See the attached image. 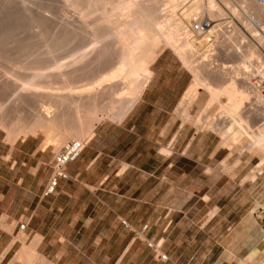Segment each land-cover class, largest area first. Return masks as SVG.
I'll list each match as a JSON object with an SVG mask.
<instances>
[{"label":"bare ground","instance_id":"bare-ground-1","mask_svg":"<svg viewBox=\"0 0 264 264\" xmlns=\"http://www.w3.org/2000/svg\"><path fill=\"white\" fill-rule=\"evenodd\" d=\"M47 1H43L44 8H49L50 4V6L53 5L51 1V3ZM176 1H168L170 8L168 6L167 8L170 14L166 13L167 16L164 14L165 18L158 12L162 9L160 8L163 4L161 0H64L63 3L66 5L57 1L58 4H62V7L63 5L71 6L72 12L77 10L75 12L79 14L75 16L80 15L76 18L79 20L77 22H80L81 32L80 29L79 32L77 30L80 25L76 26L77 28L66 26L59 32H51L48 24L50 16H41L43 14L41 11L37 16L36 14L31 16L32 13L28 12L30 20L27 19L28 17L25 19L24 16L18 17L19 21L21 18L25 20L21 19L24 24L26 20L30 21L26 23H31L30 26L36 29L33 35L39 37L38 41L45 44L46 49L41 52L38 50L39 55L33 59L32 63L29 62L21 67L15 66L14 70L13 67L6 68L2 73L10 80L1 84L0 92L5 96L16 92L21 104L18 107L23 106L22 109L17 106V109L15 107L10 111L7 109L9 112L6 114L1 111L0 127L7 129L10 140H15L20 134L27 136L31 132L36 133L38 130H43L46 125L52 124L53 129L46 138V142L55 141L56 144H63L61 142L70 136L73 138L67 139L68 141L73 139L86 141L87 137L92 136L94 129L105 115L108 119H123L136 104L151 77V62L155 56L156 45L164 42L175 51L194 76L192 84L178 107L184 118L190 119L189 110L196 101L200 89L203 88L209 93L210 98L197 123L202 121V116L208 115L212 106L218 104L220 109L216 114L217 118L213 119H216V125L221 126L223 139L246 140L247 143L243 146L244 151L258 150L264 155V122L256 128L253 126L254 123L252 124V119H258L261 115L264 118V87L262 85L264 81V4L259 6L255 0H246V2L243 0L244 5L239 9L234 4L231 5L232 0L218 1L222 5L217 0H196L191 1L190 7L187 6V9H184L182 13L184 19H178L176 18L178 1ZM228 4L231 7L234 6L230 9L242 29L235 22V25H228L225 24L226 21L221 20L226 14L224 5ZM71 8L67 7L68 10ZM162 10L160 12L163 14L164 10ZM203 10L208 16L206 21L210 22V28L200 33L195 31L192 25L194 21H198L195 20L197 13L200 14ZM16 17L14 15L13 18ZM9 18L7 22L11 23V26L3 22L6 19L2 21L5 27L4 24H0L5 29L9 26L5 30L7 32L14 26V20L11 17L10 19L13 20L11 22ZM199 20L205 21L204 18ZM14 23L13 32L17 30L16 23H19L18 28L22 27L19 26L22 23L18 21ZM227 25L232 27L235 33L238 32L241 46L242 43L247 42L246 54L248 55H245L247 57L243 60L248 58L250 64L246 66L248 62L244 61L246 64L237 68L235 66V69L225 64L215 69L209 68L211 63L206 60L209 56L207 52L212 51V47L216 46L215 38L217 39L223 32H228L225 31ZM182 27L183 32L179 33ZM11 33L9 32L7 36L5 32L0 33V61L10 62L16 58H22L30 50L25 45L30 43L28 37L26 38L29 41L24 38L28 41L24 43L20 38L16 40L12 37L15 35ZM9 34L12 36L9 37ZM77 35L78 38L75 39ZM233 35L227 37V40L231 41ZM69 39L77 41L79 39V42L83 41L84 45L81 43V46L78 43L79 49L76 46L75 51L74 48L71 52L66 50L69 53L66 57L63 45ZM233 40L236 41L234 38ZM11 43L17 45L16 50L7 47ZM61 48L67 59L64 56L60 57ZM226 51L222 54L226 57L230 56ZM199 53L202 56H199ZM203 56L206 57L202 59ZM200 57L201 61H199ZM231 57L236 58L237 52ZM62 58L66 61H62ZM249 70L252 72L250 71L248 77L246 73ZM79 75L84 77L89 75V82L77 85L76 79ZM222 97H226L228 101L223 102ZM40 101L44 109L39 110V113L31 119L27 118L24 111L32 112ZM2 108L3 105L0 103V110ZM13 114L17 115V118H14ZM232 141L230 143H233ZM263 164L264 157L260 162V165ZM35 256L39 255L36 253ZM46 261L39 258L36 264H52Z\"/></svg>","mask_w":264,"mask_h":264},{"label":"rangeland","instance_id":"rangeland-1","mask_svg":"<svg viewBox=\"0 0 264 264\" xmlns=\"http://www.w3.org/2000/svg\"><path fill=\"white\" fill-rule=\"evenodd\" d=\"M43 1L44 0H0V24L8 23L7 25H10L11 23L7 22L9 17H12L14 22L18 21L20 24L22 23V25H19L22 27L19 28L17 27L19 23H16L17 30L15 29L16 31L14 32V22V26L10 27L12 29L11 31L8 29V32L5 30H7L9 26L6 25L7 27L5 29L0 25V33L5 32L7 36L9 32H12L11 34L15 36L9 34V37H15L16 40L20 38L22 41H24V43L29 39L30 41H28L31 43H29V45L25 44L30 50H28L29 52L25 53L22 58H16V60L10 62L0 61V86L9 79L2 74L6 68L12 69L11 67H13L14 70L15 66L21 67L27 63L29 64V62L32 63L33 59L39 55L37 54L39 52L38 50L41 52L42 50L46 49V45L40 43V40L38 41L39 37L37 38L35 35H33V33H36V29L33 26H30L31 23H26L30 21L26 20L25 24L23 23L26 17H28L27 19L30 20L29 16L31 13V16L34 14L37 16V14H39L41 11V13H43L41 16H50L48 18L50 23L48 24L50 31L53 33L61 31L66 26H75L74 28H77L76 26L80 25V22H77L79 21L77 18L80 17V15L75 16L78 13L75 12L77 10H73L74 12H72L71 6L65 7L64 5L66 4L63 3L64 0H57L58 3L60 1L62 4H64L63 7L61 6L62 4H58L56 0H48V3L52 2L53 4L52 6H50L51 4H48L49 8H44L45 2ZM161 1H163L164 5H160V8H162L164 11L160 9L158 12L165 18L166 13L167 15L170 14V11L167 8V6L170 8V2H168L169 0ZM177 1L176 2L178 5L176 6L178 10H176V18L184 19V15L182 14L184 9L186 10L187 6L196 0ZM218 1L223 2V0H217V2ZM242 1L243 0H232L231 5L234 4L236 8L241 9L246 0L244 2ZM221 2L218 3L222 5ZM255 2L259 6H263L260 4L259 0H255ZM67 4L69 3L67 2ZM228 5H224V13L226 14L223 15L224 17L222 16L223 18L221 20L226 21L225 24L228 25H235L237 23L242 29V26H240V24L237 22L235 15H233L234 13L230 9L231 5H229V7ZM67 7L71 9L68 10ZM161 10L163 11V14L160 12ZM14 15L17 17L13 18ZM197 15L202 18H199ZM197 15H195L197 16L195 17V20L203 18L205 20L208 19L205 10L202 12L200 11V14L197 13ZM5 16L6 18H4ZM23 16L24 19H22ZM18 17H22L21 19L24 21L21 22V19L19 21L17 19ZM10 18L9 20L12 22L13 20ZM5 19L6 21H3ZM2 21L4 23H2ZM228 25L225 29V31L228 32H223L219 35L220 37L218 36L219 38H215V40H217L216 46L214 45L212 47L213 50L207 52L209 56L206 60H209L210 62H208L211 63L209 68L215 69L220 67V65L222 66V64H225L226 66L230 65V67L235 69V66L237 68L242 64H246L244 61L248 62V58L243 60L247 57L245 55H248L246 54L247 42L244 44L242 43L241 46V38L238 36V32L236 31L235 33L234 29L232 27H228ZM3 26L5 27V24ZM79 27L77 30L79 32L80 29L81 32V25ZM1 28L3 30H1ZM181 32H183V27L179 30V33ZM231 32L235 33L236 35H233ZM32 35L34 36L33 39ZM231 35H233V38L236 39V41L233 40V38L231 41L227 40V37ZM29 36L31 38H29ZM26 37H28V39ZM76 38H78V35L75 37V39ZM79 38L81 40V37ZM75 39H69L66 43L69 41L71 42L68 44L64 42L65 45L63 46H65V52L66 50L71 52L73 51V48L75 51L76 46L77 48H80L78 43L83 44V41L80 43L79 39L78 41ZM232 41L234 42V45ZM7 47L12 48L13 50L17 49V45L14 43L8 44ZM236 48H240V51ZM62 49L63 48H61V52L65 54ZM165 50L170 52L172 51L173 55L180 59L174 50H172L164 42H160L155 47V56L151 63L154 62L158 54ZM226 50L229 52L230 56L226 57L224 54H222ZM236 52L237 57H231ZM62 53L60 54V57H65L66 54V57H68L69 53L66 52L65 55ZM199 54V56H202L201 53ZM205 57L203 56L202 59ZM202 59L200 57L199 61ZM63 60L66 61L62 58V61ZM249 62L246 64V66H249ZM181 63L185 68L189 69L182 61ZM254 63L256 64V62ZM250 71L252 72V70H249L246 73L248 77L250 76ZM88 77L90 78L89 75ZM88 77L87 75H85V77L84 75H79L78 79H76V84L82 85L89 82ZM257 79L260 78L257 77ZM201 89L196 101L189 110L191 116L189 120L184 118L180 109L178 108L179 106L174 113V116L179 121L180 125L185 127L181 133L183 134L182 137L186 138V140H183V138L180 141H174L171 143L169 141H162L160 145L151 143L149 141V154L147 155V161L135 163V165L142 170H139V168L132 170L128 184L125 182V185L121 184L119 186V189L121 190H129V195L133 198L139 197L140 192L146 190L148 192V203L145 204V208H134L130 211L121 212H131L132 214L137 215L139 218H147L151 220L154 225L158 218L161 219L163 217H168L173 219L172 225L175 224L177 229L174 232L175 235L172 237L171 241H169V245L171 252L173 251L172 254H174V262L168 264H252L254 256L264 260V164L260 165L261 159L264 157V155L258 150H253V152L244 151L243 146L247 143L246 140L232 141L230 138L227 140L225 137V139H223L220 131L221 126L216 125V119H213L217 118L216 114H218L220 109L218 104L212 106L208 112V115L202 116V121L197 123L198 119L201 117L204 106H206V103L210 98L209 93L205 89ZM0 94V103L3 105V108L0 110V114L1 111H3L2 113L6 114L11 108L15 109L16 106L18 107V105H21L18 101L16 92L8 96H5V94L1 92ZM221 100L223 102L228 101L226 97H222ZM18 108L22 109L23 106H19ZM35 108L36 109H34L32 112L27 110L24 111L26 112L25 114L24 112H21V114L23 113L24 115L28 116L27 118L31 119L39 113V110L41 111V109H44L42 106V101H40ZM126 116H124L123 119L113 120L111 118H106L107 115H105L104 119L97 126L100 124H120ZM14 118H17V115H14ZM263 122L264 118L262 115L258 119H252V124L254 123L256 125L255 126L253 124L255 128ZM52 129V124H48L45 128H43V130H38L36 133L31 132L32 134L30 133L27 135V137L24 134H20V136L15 138V140H10L11 138L7 134V129L0 127V146L2 141V151L4 154L2 161L3 164L0 165V191L2 190L4 193L5 208L10 205L11 198L14 192L16 193L18 186L27 185L28 182L32 183L35 177L36 182L38 183L40 177H42L41 172L45 167L47 169H51L50 174L52 175L53 163L57 153L65 145V143L68 142L69 139L73 138L70 136L67 138L68 140L65 139V141L61 142L63 144H57L58 146L55 145V141H48L49 143L47 144L46 138ZM192 138L195 140L191 142L192 144L189 147L188 143L190 141L187 140ZM24 139H26V141H35L36 143L40 142L42 144V149L48 146L55 154L53 156L51 165L48 163H43L41 170L38 173L34 175L29 174L30 176L24 175L26 179L22 181V179L19 180V177H23V170H21L17 176L15 175V172H13L11 165L13 162L12 145L17 141H23ZM88 140L89 137L86 138V141ZM231 141L233 143H230ZM23 154L24 153L22 152L20 153L21 159L23 158ZM188 157H194V159L190 160ZM35 163L36 161H32L31 164ZM37 183H34L33 185L37 186ZM22 196L23 194L20 193L19 197ZM132 201V204H130L132 207L139 205V203H134L135 200ZM214 210H217L215 215H213L215 213ZM22 220L24 223H27L25 218ZM178 221L179 224L176 225ZM23 222L19 221L18 224L16 221L14 222L13 226L16 227L18 225V228L20 229V224ZM0 227H5V230L10 231L12 229V227L7 224L5 215L0 219ZM18 238L22 241H25L27 239V234L25 231L21 230L19 232ZM151 252L152 251L148 249L146 255L134 257L132 259L129 257L131 254H129L124 260V263L130 262L131 264H157L158 260L154 257L155 254ZM48 263L52 262L49 261Z\"/></svg>","mask_w":264,"mask_h":264},{"label":"crops","instance_id":"crops-1","mask_svg":"<svg viewBox=\"0 0 264 264\" xmlns=\"http://www.w3.org/2000/svg\"><path fill=\"white\" fill-rule=\"evenodd\" d=\"M151 69L144 91L125 119L117 125L100 124L94 129L80 156L68 164L69 178L59 182L54 194L44 193L51 177V169L46 167L38 183L35 177L32 183L17 187L7 208L0 191V219L5 215L12 227L11 231L0 227V264H36L39 258L54 264H131L124 263L129 254L131 259L141 257L148 249L159 264L174 262L169 241L177 227L172 225V218H158L154 225L147 218L121 212L142 209L148 203L146 190L133 198L129 190L119 186L128 184L132 170L139 168L135 163L147 161L149 141L160 145L162 141L184 138L181 132L185 127L174 113L193 74L172 51L166 50L158 54ZM194 140H187L189 147ZM41 145L26 139L12 145L11 168L17 176L23 170L19 180L38 173L43 163L51 165L55 153ZM2 150L1 141L0 165ZM132 200L139 205L132 207ZM214 211L213 215L217 213ZM24 218L25 229L13 226ZM21 230L27 234L25 241L18 238ZM161 253L167 254L168 260H163ZM252 264H264V260L254 256Z\"/></svg>","mask_w":264,"mask_h":264},{"label":"built area","instance_id":"built-area-1","mask_svg":"<svg viewBox=\"0 0 264 264\" xmlns=\"http://www.w3.org/2000/svg\"><path fill=\"white\" fill-rule=\"evenodd\" d=\"M260 4H264V0H259ZM193 29L197 32L203 33L210 28V22L204 20L194 21L192 25ZM264 87V81L262 82ZM87 141H80V140H70L68 141L57 153L54 163H53V172L50 177V180L45 188V194L50 195L54 194L57 191V187L59 182L62 179L69 178V172L67 166L70 162L76 160L84 147L86 146ZM123 223L128 226V222L123 220ZM148 225H145L144 229H147ZM26 223L20 224V229H25ZM151 247H155L153 243H149ZM160 257L163 260H168V255L165 253H161Z\"/></svg>","mask_w":264,"mask_h":264}]
</instances>
